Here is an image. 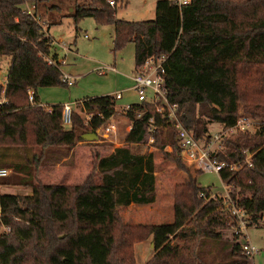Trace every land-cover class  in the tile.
<instances>
[{
  "label": "trees",
  "instance_id": "1",
  "mask_svg": "<svg viewBox=\"0 0 264 264\" xmlns=\"http://www.w3.org/2000/svg\"><path fill=\"white\" fill-rule=\"evenodd\" d=\"M44 1L48 0H0V57L10 59L6 102L0 105V150L40 149L22 163L0 162V168L15 174L12 182L10 174L0 178V185L36 190L43 198L46 217L44 242L38 253L33 202L17 201L8 194L0 197V229H8L0 233V264H136L133 248L148 238L153 255L144 264H249L252 258L242 254V239L233 231L237 221L231 206L219 196L212 198L215 191L200 187L196 176L181 165L174 128L166 113L156 112L147 102L122 112L130 124L124 141L143 145L152 136V147L159 145L161 149L173 139L172 160L187 175L174 193L173 221L135 226L122 222L120 208L155 202L152 153H133L126 147L97 157L100 184L84 182L62 188V210H56L58 215L49 210L54 189L32 182V171L48 158L44 151L72 150L82 141L81 135L96 134L106 127L116 115V107L111 96L84 99L72 111L71 125L65 127L63 106L46 109L40 105L38 88L68 86L62 80L52 39L37 14L36 6ZM119 3L123 0H85L65 7L75 32L85 18H92L97 26L112 25L114 51L132 43L136 69L150 57L166 56L163 68L168 101L178 106L181 126L193 132L196 140H210L207 122L219 123L225 130L236 126L241 87L249 86L257 99L252 107H245L247 114L264 122V0H191L184 6L159 0L156 18L141 22L116 19ZM29 4L34 7L31 14L26 13ZM2 89L0 85V95ZM29 90L33 103L28 100ZM135 111L142 116L137 119ZM85 114L90 116L87 125ZM150 128L154 129L152 134ZM248 153L252 156L246 163ZM212 156L235 165L232 171L225 169L218 174L224 185L234 188L229 193L232 205L253 223L262 222L264 125L252 135L245 132L224 139ZM56 216L71 222L58 236L51 231ZM231 229V237L226 236L224 231Z\"/></svg>",
  "mask_w": 264,
  "mask_h": 264
},
{
  "label": "rangeland",
  "instance_id": "2",
  "mask_svg": "<svg viewBox=\"0 0 264 264\" xmlns=\"http://www.w3.org/2000/svg\"><path fill=\"white\" fill-rule=\"evenodd\" d=\"M82 4L85 0H48L38 4L37 14L42 19L45 31L52 39V49L62 63L60 71L63 76H68L73 81L71 86L57 85L52 87H40L36 90V95L41 106L46 109L52 106L68 105L72 110L76 109V104L87 98L101 96H115L122 93V99L115 101L116 116L122 124L119 126L117 135L105 134L104 131H96L97 141H80L72 150L47 149L44 151L48 158L32 174L34 185L51 187L55 191V196L51 205L53 215H58L56 210H62L64 196L61 193L64 187L81 185L84 182L96 185L100 184L101 177L96 171L97 157L109 155L114 149L126 147L133 153H152L155 176V202L152 205L132 206L119 209V216L123 223L135 225H153V223L166 224L173 221V202L176 187L182 184L187 175L176 167L172 157L174 151L170 143L172 138L167 140L163 148L159 145L152 147L153 142L149 138L143 145L125 144L126 129L123 126L121 109L130 104H138L137 97L130 91L132 86L130 78L135 74L134 46L129 43L118 51H114L112 25L97 26L92 18H85L77 25V32L73 22L67 17L65 5H72L74 2ZM159 0H123L122 4L116 7L115 18L126 22H141L154 20L156 18L155 6ZM29 4L26 7H32ZM35 6V5H34ZM54 7L59 8L57 11ZM60 23H57V22ZM89 39H85L84 35ZM10 59L0 57V82L6 79ZM107 68V69H106ZM111 68L113 70H108ZM103 71L104 75H99ZM245 79V78H244ZM249 86L244 90L240 88V106L238 111L237 129L235 133L224 134L222 125L215 122H207L206 128L209 136L213 137L218 133H223L219 138L222 141L237 135L238 133L253 134L254 130L264 122L253 119L245 110V107H252V101L257 100L250 94ZM264 92V91H263ZM0 99L2 96L0 95ZM251 117V118H250ZM207 121L205 118H200ZM127 122V120L125 121ZM128 124V122H127ZM130 126V124H128ZM240 129H243L241 131ZM221 131V132H220ZM115 134V133H114ZM219 134V135H220ZM218 142L212 147L216 149ZM40 149H19L0 150V162L22 163L25 158H31L33 153L38 154ZM51 152H54L55 155ZM63 155V156H62ZM62 156V157H61ZM189 173L195 177L200 187H211L215 194L220 196L234 191L229 186L224 191V184L216 173H195L181 161ZM10 181H13L15 174L10 169ZM3 181H0L2 183ZM58 190V192H56ZM217 192V193H216ZM4 194L12 195L17 201H31L35 206L33 216L36 218L39 242L36 251L41 253L44 234L46 231V217L42 212L43 198L36 190L27 186L0 185V197ZM20 202V205H21ZM53 207V208H52ZM58 211V212H59ZM56 224L51 225V231L58 236L70 226V220L54 217ZM8 229L1 228L0 233H7ZM232 229L224 231V234L231 237ZM248 241L259 250L257 255L250 259L249 264H264V219L257 227H250L246 230ZM150 238L142 242V245L134 246L133 257L136 264H144L153 255V246ZM141 244V243H140Z\"/></svg>",
  "mask_w": 264,
  "mask_h": 264
},
{
  "label": "built area",
  "instance_id": "3",
  "mask_svg": "<svg viewBox=\"0 0 264 264\" xmlns=\"http://www.w3.org/2000/svg\"><path fill=\"white\" fill-rule=\"evenodd\" d=\"M175 4L178 6H184L190 3L191 0H173ZM109 5L111 7L114 6L113 2H109ZM34 10V7H27L26 13L31 14ZM166 60L165 55H161L158 57H150L148 58L144 64H142L140 67L136 69L135 75L133 76V84H132V91L137 97L138 104L142 103H150L154 106L155 111L158 113L165 112V118L168 120V122L172 125L174 128V139L178 143L179 146V155L182 159V162L186 164L189 168H192L194 171H201L206 173H216L219 174L221 171L228 169L229 171H232L235 169L234 164H227L221 159L215 158L212 156L215 152L221 149V141H219V138L222 137L223 133H218L214 135L213 137H210L209 141H205L204 139H198L196 140L194 138L193 132L185 130L181 123L179 122L177 110L178 106L176 104H170L167 98V91L165 89V81H164V68L163 63ZM60 62V61H59ZM51 63V62H49ZM61 63V62H60ZM62 64V63H61ZM107 69V68H106ZM108 70H113L111 68H108ZM99 75H103V71L98 72ZM70 78L68 76H63V82L66 83L68 86H71L73 84V81L69 80ZM0 85L2 86V92L1 96L2 99H0V105L5 103L4 99V92H5V86H6V79L2 80L0 82ZM28 100L30 103H33V92L28 91ZM120 93H117L114 97H112L115 101L120 99ZM133 107L132 105H127L122 109V112H129L132 111ZM72 109L68 105H64L62 109V123L65 127H69L71 125V115H72ZM135 117L138 119L142 116V112L135 111L134 112ZM85 118V125L88 124L90 120V116L86 115ZM237 126L231 127L226 129L224 131V134H231L235 133ZM104 131L105 134H108L109 132L113 131V127H103L98 130ZM243 131V129H240ZM150 133L152 134L154 132L153 128H150ZM221 132V131H220ZM220 134V135H219ZM149 142H153L152 136H149ZM218 142V146L216 149L212 147L214 143ZM252 154L248 153L246 156V163H248L249 159L251 158ZM10 174L9 170L0 168V178L7 177ZM226 188H229V186L224 185V191H226ZM220 197L224 200V203H227L231 206V215L234 217V219L237 221V225L234 228V232L236 235L239 236V240L242 239L241 243V249L242 254L245 255L248 258H252L254 255H257L259 253V250L254 247L249 241L246 234V230L250 227H257L262 222H258V224L253 223L251 220H249L244 213V211L237 209L234 207L230 201L229 193H226L222 196L219 194H212V198Z\"/></svg>",
  "mask_w": 264,
  "mask_h": 264
},
{
  "label": "crops",
  "instance_id": "4",
  "mask_svg": "<svg viewBox=\"0 0 264 264\" xmlns=\"http://www.w3.org/2000/svg\"><path fill=\"white\" fill-rule=\"evenodd\" d=\"M170 1H173V0H170ZM84 38L85 39H89V37H88V35H84ZM58 61H59V59H58ZM135 72H136V67H135ZM104 75V74H103ZM135 75V74H134ZM133 75V76H134ZM133 76L130 78V80H131V84H133V81H132V79H133ZM130 91H132V86L130 87ZM133 92V91H132ZM134 93V92H133ZM120 99H118V100H121L122 99V93H120ZM136 96V95H135ZM111 97H113V96H111ZM117 101V100H116ZM130 105H134V104H130ZM49 109V108H48ZM116 109V108H115ZM123 109V108H122ZM122 109H121V111L120 112H122ZM116 116V115H115ZM115 116L113 117V118H111L109 121H108V123H107V125L106 126H108V127H113V131H111V132H109V133H111V134H113L114 136L115 135H117V131H118V128H119V126L122 124L121 122H118L119 120H116L115 119ZM123 119H125L124 117H123ZM126 121V120H125ZM123 122V126H125V129H126V133H128L129 131H130V126L127 124V122ZM115 133V134H114ZM127 135V134H126ZM126 137V136H125ZM150 205H152V204H150ZM130 207H132V206H136V205H134V204H131V205H129ZM128 206V207H129ZM148 206V205H147ZM141 208H144V206H141ZM158 223H153V225H157ZM150 243H151V241H149ZM143 243H139V244H137V245H135V247L136 246H139V245H142ZM150 247H151V245H150Z\"/></svg>",
  "mask_w": 264,
  "mask_h": 264
},
{
  "label": "water",
  "instance_id": "5",
  "mask_svg": "<svg viewBox=\"0 0 264 264\" xmlns=\"http://www.w3.org/2000/svg\"><path fill=\"white\" fill-rule=\"evenodd\" d=\"M80 140L82 141H88V142H91V141H97L98 140V137L97 135L95 134H84V135H81L79 137ZM151 246H153V244H151Z\"/></svg>",
  "mask_w": 264,
  "mask_h": 264
}]
</instances>
